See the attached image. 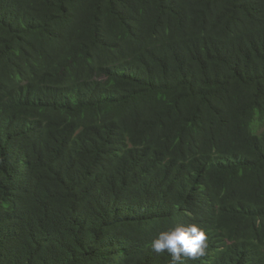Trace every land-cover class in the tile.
Instances as JSON below:
<instances>
[{
	"label": "trees",
	"instance_id": "obj_1",
	"mask_svg": "<svg viewBox=\"0 0 264 264\" xmlns=\"http://www.w3.org/2000/svg\"><path fill=\"white\" fill-rule=\"evenodd\" d=\"M264 264V0H0V264Z\"/></svg>",
	"mask_w": 264,
	"mask_h": 264
},
{
	"label": "clouds",
	"instance_id": "obj_2",
	"mask_svg": "<svg viewBox=\"0 0 264 264\" xmlns=\"http://www.w3.org/2000/svg\"><path fill=\"white\" fill-rule=\"evenodd\" d=\"M206 229L197 223H178L170 230L161 231L151 243V249L163 254L167 252L170 264H183L185 258L197 260L206 255L209 247Z\"/></svg>",
	"mask_w": 264,
	"mask_h": 264
}]
</instances>
